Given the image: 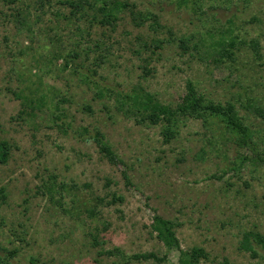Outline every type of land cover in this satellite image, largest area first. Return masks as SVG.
Here are the masks:
<instances>
[{
	"label": "rangeland",
	"instance_id": "374dc122",
	"mask_svg": "<svg viewBox=\"0 0 264 264\" xmlns=\"http://www.w3.org/2000/svg\"><path fill=\"white\" fill-rule=\"evenodd\" d=\"M66 1L0 0V141L9 147L0 248L15 251L12 264H176L177 252L150 231L154 213L174 222L182 249L207 252L202 264H264L261 245L253 242L254 255L240 246L245 232L264 237V162L241 163L254 150L264 157V118L251 108L264 107V0H211L200 10L115 0L129 7L113 25L100 21L104 0L74 15ZM130 11L155 14L158 28L135 24ZM187 81L233 102L255 146L193 118L165 142L162 125L137 123L94 94L96 84L139 86L174 105ZM84 128L100 129L122 164L109 163ZM113 194L123 199L107 204ZM96 197L104 201L90 218ZM114 248L165 260L102 254Z\"/></svg>",
	"mask_w": 264,
	"mask_h": 264
},
{
	"label": "trees",
	"instance_id": "16d2710c",
	"mask_svg": "<svg viewBox=\"0 0 264 264\" xmlns=\"http://www.w3.org/2000/svg\"><path fill=\"white\" fill-rule=\"evenodd\" d=\"M177 5L191 6L195 10H200L203 6L209 5L211 0H176ZM68 7L71 8V13L74 15L77 12H81L86 6L92 8L93 5L87 0H75L66 1ZM129 7L127 3H123L115 0H104L98 7L100 13V21L106 25H113L117 20V14ZM131 20L139 25L144 20H151V25L154 28H158L159 23L155 14L150 16L142 15L139 12L130 11ZM182 42V41H181ZM161 42L155 45L159 48ZM147 45H144V47ZM255 53H258L257 45L253 47ZM224 55L228 57L233 56V52L227 49L224 50ZM99 63H97L98 66ZM148 73V69L143 67ZM92 73L95 75L97 71L94 69ZM94 94L99 98L111 97L116 105V108L128 117H133L137 123H147L150 125L160 124L162 125V136L165 142L173 139L178 133V126L182 119L193 118L202 121L203 125L210 126L213 121H218L223 124L224 129L233 138L235 144L240 148H253L255 146V133L253 129L245 122V119L240 115L237 106L233 102H218L207 98L204 94L200 93L192 81H187L185 91L179 100L174 104H166L160 102L155 98L153 94L144 90L139 86L132 87L129 90L115 88L111 86L95 85ZM25 103V102H24ZM37 103V104H36ZM40 101H34V105L38 106ZM248 106V105H247ZM251 106V105H249ZM254 113L264 118V107L258 106L252 107ZM89 110V107H86ZM83 131L87 133L93 140L98 152L111 164H122V160L115 153L110 146L103 132L94 128L91 132L89 129L84 128ZM9 147L5 141H0V162L4 163L8 157ZM254 155L242 157V161L247 160L251 163L258 165L264 162V157H261L259 152L254 150ZM122 175L127 183H129V177L126 172H122ZM63 186H61L62 188ZM84 187H88L87 184ZM50 191V190H49ZM5 193L0 188V204L4 201ZM122 196L113 194L110 201L107 204L121 201ZM104 199L96 197V204L86 211L87 216L95 218L98 215L97 208L103 204ZM174 222L169 219L163 218L161 215L154 213L151 222L149 224L150 231L155 234V237L160 241L167 250L176 251L177 259L176 264H202V261L208 257L207 252L199 246H193L189 249H182L180 242L176 236L174 230ZM93 240L96 241L95 235H92ZM253 242L261 245L264 248V237L255 231L245 232L242 236L240 246L243 250L249 251L252 255L255 254L253 249ZM15 251L3 250L0 248V264H12V258ZM102 254L118 256L124 261H147L153 260L155 262H162L165 260L164 256H158L155 252L135 253L131 255L125 254L121 249L114 248L112 250L103 251ZM33 262V261H32Z\"/></svg>",
	"mask_w": 264,
	"mask_h": 264
}]
</instances>
